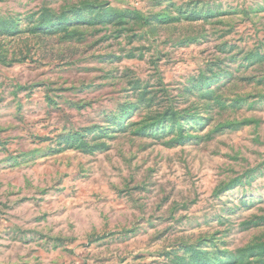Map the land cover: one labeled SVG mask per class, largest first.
<instances>
[{
	"label": "rangeland",
	"instance_id": "374dc122",
	"mask_svg": "<svg viewBox=\"0 0 264 264\" xmlns=\"http://www.w3.org/2000/svg\"><path fill=\"white\" fill-rule=\"evenodd\" d=\"M0 264H264V0H0Z\"/></svg>",
	"mask_w": 264,
	"mask_h": 264
}]
</instances>
